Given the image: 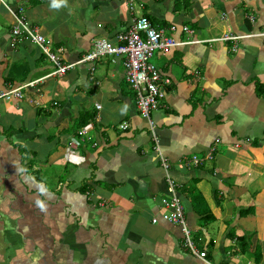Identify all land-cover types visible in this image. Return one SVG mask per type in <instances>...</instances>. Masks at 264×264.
I'll return each instance as SVG.
<instances>
[{
    "label": "crops",
    "instance_id": "0c3cea01",
    "mask_svg": "<svg viewBox=\"0 0 264 264\" xmlns=\"http://www.w3.org/2000/svg\"><path fill=\"white\" fill-rule=\"evenodd\" d=\"M55 3L0 0V90L38 80L21 98L0 100V264H206L159 215L163 171L120 60L100 56L51 75L25 36L10 45L19 8L65 63L96 38L114 41L138 14L167 34L174 25V39H185L186 25L203 40L150 58L169 78L151 112L159 149L197 249L212 264H264V0ZM225 32L253 35L235 51L207 40ZM80 126L90 142L68 151ZM192 155L201 163L177 167Z\"/></svg>",
    "mask_w": 264,
    "mask_h": 264
},
{
    "label": "built area",
    "instance_id": "2783aa9c",
    "mask_svg": "<svg viewBox=\"0 0 264 264\" xmlns=\"http://www.w3.org/2000/svg\"><path fill=\"white\" fill-rule=\"evenodd\" d=\"M14 23L10 27V45L16 40L18 36H25L38 50L43 53L52 64V71L50 74L62 75L71 69L75 64L92 61L100 56H110V61L116 58L120 60L122 66L123 79L127 86L132 90L134 95V105L138 114L146 122L151 148L154 152L156 160L163 171L165 182V196L160 199L159 215L164 221L179 226L183 238L182 246L196 258L204 261L206 264H212L207 258L205 250H198L194 241L191 239L190 231L186 225L184 217V206L177 193V184L169 175L171 164L167 157L164 156L158 143V137L155 130L154 121L151 118V112L160 106V101L164 97L163 87L169 84V78L162 74L155 65L150 62V58L155 52H166L170 48L178 45L200 42L192 36V30L186 26L181 25L180 30L185 34V39H174L171 32L175 31L174 25L167 27L170 33H166L165 29L160 26L153 25L149 19L142 15L135 16L131 19L128 27L118 32L115 35V40L111 41L105 38H97L92 42V46L88 52L74 62L65 63L61 57L49 51L44 37L38 32L34 26L26 24L21 9L13 11ZM252 21V17L248 16ZM259 34V33H258ZM264 35V32L260 33ZM253 34H232L225 32L219 37L207 39L208 41H231V50L235 51L236 44L242 37H247ZM34 81H27L18 86L7 87L0 90V100L7 99L8 97L19 99L22 97V90L25 88L35 87ZM37 89V88H35ZM30 103L37 105L33 99H29ZM98 107V105H95ZM120 129H125L126 123L122 121L119 123ZM85 128H80L76 137H71L68 141V149H75L78 144L84 140L89 139L86 136ZM214 147L208 148L206 158L210 159ZM201 163L200 159L192 155L186 162L177 164V167L182 166H196ZM156 221L155 217L151 218V222ZM229 264V263H219Z\"/></svg>",
    "mask_w": 264,
    "mask_h": 264
},
{
    "label": "clouds",
    "instance_id": "9594fccd",
    "mask_svg": "<svg viewBox=\"0 0 264 264\" xmlns=\"http://www.w3.org/2000/svg\"><path fill=\"white\" fill-rule=\"evenodd\" d=\"M61 2H63V0H61ZM54 6H57V7L59 6V4H56V3H55V0H54ZM16 10H17V9H15L14 11H16ZM9 30H10V29H9ZM96 39H97V38H96ZM28 41H29V40H28ZM29 42H30V41H29ZM92 42H93V41H92ZM30 43H31V42H30ZM48 60H49V59H48ZM63 62H64V61H63ZM51 71H52V70H51ZM51 71H50V72H51ZM65 73H66V72H65ZM65 73H64V74H65ZM51 75H53V74H51ZM54 75H56V74H54ZM62 75H63V74H62ZM56 76H58V75H56ZM59 76H61V75H59ZM35 80H36V82L34 83V85H35V84L37 83V81H38L37 79H35ZM32 88H37V86L35 85V87H32ZM26 89H28V88H26ZM27 99H28V98H27ZM31 104H34V103H31ZM80 128H85V129H87L85 126H80V127L75 131V134H74L72 137H76V138H77V134H76V132H77ZM118 128H119V127H118ZM123 130H124V129H123ZM85 133H86V130H85ZM86 136H88L87 133H86ZM88 137H89V136H88ZM88 141L90 142V137H89V139L84 140V141H82V142H88ZM80 143H81V142H80ZM78 145H79V144H78ZM92 145H95V143L92 142ZM67 150H68V151H72L73 149H72V150L68 149V145H67ZM177 193H178V190H177ZM178 195H179V194H178ZM180 200H181V199H180ZM162 220H163V219H162ZM163 221H164V220H163ZM165 222H166V221H165ZM185 222H186V221H185Z\"/></svg>",
    "mask_w": 264,
    "mask_h": 264
},
{
    "label": "trees",
    "instance_id": "16d2710c",
    "mask_svg": "<svg viewBox=\"0 0 264 264\" xmlns=\"http://www.w3.org/2000/svg\"><path fill=\"white\" fill-rule=\"evenodd\" d=\"M144 16H146V15H144ZM146 17H147V16H146ZM147 18H148V17H147ZM42 55L45 56L43 53H42ZM247 211H248V209H246V212H247ZM205 212H206V210H205ZM207 214H209L208 209H207L206 215H207ZM237 239H238V241H237L238 246H242V245H244V244L247 242V241H245V238H244L243 235L238 236ZM255 261H257L256 263L259 262V256H258V258H257Z\"/></svg>",
    "mask_w": 264,
    "mask_h": 264
},
{
    "label": "rangeland",
    "instance_id": "374dc122",
    "mask_svg": "<svg viewBox=\"0 0 264 264\" xmlns=\"http://www.w3.org/2000/svg\"><path fill=\"white\" fill-rule=\"evenodd\" d=\"M138 15H139V14H138ZM138 15H137V16H138ZM37 167H39V168H44V169L47 170V168H45L46 166H45L44 164H38ZM40 172H41V171H40ZM41 173H42V172H41Z\"/></svg>",
    "mask_w": 264,
    "mask_h": 264
}]
</instances>
